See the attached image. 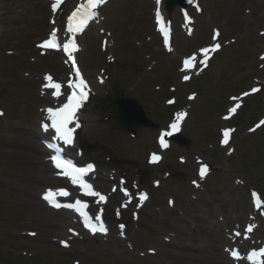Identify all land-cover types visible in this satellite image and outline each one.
Masks as SVG:
<instances>
[{"label":"rangeland","instance_id":"rangeland-1","mask_svg":"<svg viewBox=\"0 0 264 264\" xmlns=\"http://www.w3.org/2000/svg\"><path fill=\"white\" fill-rule=\"evenodd\" d=\"M201 3L204 11L196 18L197 36L185 39L177 30L172 55L164 53L152 29L151 0H111L102 25L92 27L82 40L80 63L94 86L77 142L85 154L82 160L98 164L104 181L95 186L108 194L111 179L119 178L151 194L138 220L124 221L123 236L111 218L106 237H88L40 202L43 189L55 183L39 155V136H34L43 107L49 105L48 96L40 92L42 76L49 73L62 80L67 71L57 56H38L36 39L28 34L31 17L16 15L11 32L1 26L0 264H231L225 250L233 240L226 231L256 222L257 215L249 220L252 190L264 201V125L250 131L264 115L261 65L255 66L264 43L258 35L264 26V0ZM178 10H173L176 23ZM211 26H220L224 38L233 42L206 74L182 84L179 61L208 43ZM103 29L111 35L105 53L99 49ZM97 76H106V82L97 85ZM256 84L263 87L261 94L246 99L238 115L224 121L229 98ZM189 94L196 98L189 100ZM119 96L137 101L156 129H138L131 136L115 125L110 116ZM170 98L176 101L171 107L165 104ZM182 110L187 116L181 136L190 145L182 149L173 143L163 163L148 167L157 131ZM224 127L234 130L227 147L219 144ZM197 159L210 165L211 175L196 190L191 182L196 181ZM153 182L158 184L155 189ZM121 199L119 194L110 196L108 210L120 209ZM132 208L122 211L121 217ZM261 222L259 237L264 236ZM29 232L35 235L28 236ZM29 239L33 242L27 243Z\"/></svg>","mask_w":264,"mask_h":264},{"label":"snow or ice","instance_id":"snow-or-ice-1","mask_svg":"<svg viewBox=\"0 0 264 264\" xmlns=\"http://www.w3.org/2000/svg\"><path fill=\"white\" fill-rule=\"evenodd\" d=\"M107 2V0H82V3H80L74 11L71 12V15L67 17V26L66 31L69 33L68 38L63 42L62 44L58 40V30L53 28L51 33L49 34L48 38L45 39L42 43L38 44L37 47L41 49H56V50H62L63 53H65L69 58L73 59V65L75 70V78L78 80V87L80 89L79 92H73V94L67 95V100L62 105L56 108L49 107L47 109H44L47 113L46 121L42 123V128L47 132L49 129L54 131L55 135L52 137V141L49 142L48 147L53 150L52 155H50L49 159L51 160L53 166L58 169L57 175H63L65 177H68L71 180V183L73 185H78L80 190L82 191L83 195L89 196V197H98L99 201L104 202L106 201V197L102 195L99 191H96L93 186L90 183H87L84 179L85 175L93 170V165L88 164L86 167H76L72 164L70 160H66L61 155L63 149L58 146L55 142H62L63 145H71L73 144V131L74 129L72 127H69L70 124L74 123V114L76 113L77 109L82 106V102L87 99L88 95V85L85 79L82 77L81 72L79 68L76 66V62L74 59V53H76L79 50L78 43L75 39L76 34L82 33L84 29L87 27L89 21L94 20L98 17L99 12L97 9L104 5ZM159 2V0H158ZM191 2V0H190ZM63 3V0H53L51 4V11L52 13H56L58 11V8ZM197 11H201L202 9L199 8V6H196ZM160 14L157 12V24H160ZM185 20L187 23H190V19L185 14ZM55 23V21H53ZM159 31L164 36V45L165 48L171 52L172 48L170 46V40H169V32L165 30L164 27H160ZM192 29H189V34H191ZM220 33L219 30H214V34L212 36V40L214 43L209 47H204L199 50V54L202 58L199 59V65L206 67L207 61L209 60L210 53H214L217 50L220 49L221 45L217 41V38L219 37ZM264 35V33H262ZM197 54L193 53L191 56L186 57L183 60V68L182 71L185 70H191L197 66ZM262 60H264V56L261 57ZM190 79L189 75H184L183 80L188 81ZM44 81L46 82L43 87L44 88H50L54 89L52 92V95L56 97L57 99L63 95L61 93V87L62 85L58 82H53V78L50 74H46L44 76ZM103 82V81H101ZM69 88H76V85L72 83L70 80L68 83ZM251 91L253 93L257 92V88H252ZM249 93H244L243 95H248ZM193 97H189V99H192ZM236 99V98H233ZM169 103H173V101H169ZM240 107L239 104H236L234 107L229 109V115L236 112L237 108ZM3 113H0L2 115ZM186 116V113L181 111L176 114L175 120L170 124L169 128L171 131H163L160 134V140L159 143L162 148L167 147V144L165 143V137L172 135L173 132L179 130V124L181 120L184 119ZM228 117H225L227 119ZM261 125H264V120H261L256 127H260ZM77 127L79 125H76ZM254 129H250V131H253ZM234 131L233 129H224L223 130V139L221 140L222 145H227L229 143L230 133ZM231 152V149L229 150ZM161 159V157L157 154H152L150 157L149 162L150 163H156ZM208 170L207 165H201L199 170V175L201 178H203ZM70 193L63 188H59L56 190L53 189H47L43 195V199L47 201L51 206L60 208L65 207L69 209L75 210L77 213H79L83 217L84 227L87 228L90 232L95 234L96 232L101 233H107V229L104 227L102 223L100 224H94L93 219L95 221H100L101 216L96 215L94 218H91L87 215L85 212V209L87 208V203L76 199L72 203H67L61 205L57 201V197H68ZM253 200L256 202L257 206H259L260 201L257 197V194L253 192ZM148 197L146 194L141 193L139 195V200L141 204L143 201L147 200ZM169 203H172L169 201ZM139 207V205H138ZM124 225H121V228H123ZM255 227V225H250L247 232L252 231V229ZM73 231V230H69ZM74 235L77 233L73 232ZM31 235H35L32 233ZM236 235H240L239 232L236 233ZM62 244H65L67 246L66 242L61 241ZM227 251V250H226ZM231 256L234 259H239V254L235 250H231ZM261 257H264V247L259 248L258 250H253L248 253L247 260L251 262V264H264V261H261Z\"/></svg>","mask_w":264,"mask_h":264},{"label":"bare ground","instance_id":"bare-ground-1","mask_svg":"<svg viewBox=\"0 0 264 264\" xmlns=\"http://www.w3.org/2000/svg\"><path fill=\"white\" fill-rule=\"evenodd\" d=\"M5 2L7 4L1 9V23L4 24L5 32H11V26H14L13 19L20 18L25 13L27 17H31L29 37L34 38L45 33L48 25H46L43 18L50 14L48 11L49 3L45 0H5ZM52 15L53 17L57 16L54 13Z\"/></svg>","mask_w":264,"mask_h":264},{"label":"water","instance_id":"water-1","mask_svg":"<svg viewBox=\"0 0 264 264\" xmlns=\"http://www.w3.org/2000/svg\"><path fill=\"white\" fill-rule=\"evenodd\" d=\"M114 119L125 129L132 132L138 126H151L144 118L141 108L131 101L118 102V109Z\"/></svg>","mask_w":264,"mask_h":264}]
</instances>
